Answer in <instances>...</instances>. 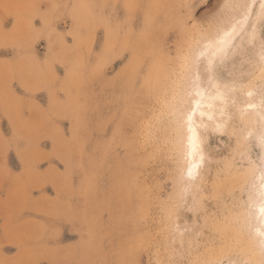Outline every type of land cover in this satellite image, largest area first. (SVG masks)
I'll return each mask as SVG.
<instances>
[{
    "label": "rangeland",
    "instance_id": "obj_1",
    "mask_svg": "<svg viewBox=\"0 0 264 264\" xmlns=\"http://www.w3.org/2000/svg\"><path fill=\"white\" fill-rule=\"evenodd\" d=\"M245 2L0 0V264H200L240 237L247 157L235 147L254 115L230 117L259 44L237 40L217 61L216 82L236 90L226 107L208 99L217 112L204 104L220 117L198 127L194 179L172 106L189 45Z\"/></svg>",
    "mask_w": 264,
    "mask_h": 264
},
{
    "label": "snow or ice",
    "instance_id": "obj_2",
    "mask_svg": "<svg viewBox=\"0 0 264 264\" xmlns=\"http://www.w3.org/2000/svg\"><path fill=\"white\" fill-rule=\"evenodd\" d=\"M257 0H247L239 5L240 15L233 23L214 37L202 36L194 39L189 45L187 53L180 64L178 82L175 85L173 113L180 126L181 135L187 129V144L185 156L188 161L187 174L194 179L201 164L204 162L202 141L197 128L209 126L203 121L198 126L194 117L197 112L205 115L204 103L206 99L219 100L222 105H227L229 93L235 91L236 82L232 87L221 85L217 81V61H225L234 52H239L236 41L246 44L249 51L256 49L259 44L258 59L249 56L247 63L253 65L246 84L240 83V92L246 93L248 99L239 107L233 101L232 108L236 112L231 119L239 117L241 123L249 120L255 114L258 119L252 121L253 127L248 128L247 136H237L236 152L241 157H247V165L237 162L241 171L238 177L242 188L247 191L248 199L241 205L242 211L238 216L243 218L245 229L235 242L226 248H221L219 253L211 259H204L200 264H264V0H259V14L256 15ZM256 15V22L252 17ZM257 23L260 28L257 35ZM207 80V84H205ZM214 90V95H213ZM259 99V103H257ZM209 108L213 105L209 104ZM223 115V108L221 109ZM209 120L213 117L209 115ZM258 125L259 131H256ZM227 129V122L217 123L213 129L223 134ZM231 147V145H229ZM258 149L259 151H256ZM199 157V161L196 160ZM167 264H184L183 261H168Z\"/></svg>",
    "mask_w": 264,
    "mask_h": 264
},
{
    "label": "bare ground",
    "instance_id": "obj_3",
    "mask_svg": "<svg viewBox=\"0 0 264 264\" xmlns=\"http://www.w3.org/2000/svg\"><path fill=\"white\" fill-rule=\"evenodd\" d=\"M246 1H247V0H246ZM239 3H240V2H239ZM235 4H236V3H235ZM237 7H238V6H237ZM31 10H32V9H31ZM235 10H236V9H235ZM238 10H239V9H238ZM233 22H234V21H233ZM226 27H227V26H226ZM222 29H223V28H222ZM224 29H225V27H224ZM219 31H220V30H219ZM221 31H222V30H221ZM216 33H217V32H216ZM142 38H143V37H142ZM147 40H148V39H147ZM151 41H152V39H151ZM255 53H256V52H255ZM173 68H174V67H173ZM175 68H176V67H175ZM153 72H154V70H153ZM153 74H154V73H153ZM175 75H176V74H175ZM245 76H246V75H245ZM144 79H145V81L148 80L147 77H145ZM175 82H176V81H175ZM173 83H174V82H173ZM229 83H230V82H229ZM220 84H221V83H220ZM221 85H222V84H221ZM224 85H225V84H224ZM229 85H230V84H229ZM229 85H228V86H229ZM235 85H236V84H235ZM213 93H214V91H213ZM214 94H215V93H214ZM214 94H213V95H214ZM232 99H233V98H232ZM206 100H207V102H206ZM206 100H205V103H204V104L207 103L206 106L208 107V104L210 103V100H208V99H206ZM208 101H209V103H208ZM213 101H214V100H213ZM213 101H212V102H213ZM218 101H219V100H218ZM231 101H232V100H231ZM233 101H234V100H233ZM258 101H259V100H258ZM258 101H257V103H259ZM165 102H166V101H165ZM212 102H211V104H213ZM215 102H216V100H215ZM219 102H220V101H219ZM216 103H217V102H216ZM214 104H215V103H214ZM214 104H213V105H214ZM217 104H218V103H217ZM219 104H220V103H219ZM215 105H216V104H215ZM155 106H156V105H155ZM216 106H217V105H216ZM221 106H222V105H221ZM224 106H225V105H224ZM224 106H223V107H224ZM204 107H205V106H204ZM225 107H226V106H225ZM156 108H157V107H156ZM212 108L215 109V108H218V106H217V107H214V106H213ZM212 108H211V109H212ZM219 108H220V107H219ZM205 109H206V108H205ZM205 109H204L205 116H208V117H209L210 114H208L207 111H206ZM221 109H222V108H220V111H221ZM223 109H224V108H223ZM212 110H213V109H212ZM215 110H216V112H217V109H215ZM226 110H227V109H226ZM213 111H214V110H213ZM213 111H212V112H213ZM218 111H219V109H218ZM209 113H211V112H209ZM213 113H215V112H213ZM213 113H212L211 116H213ZM220 113H221V112H220ZM223 113H224V111H223ZM153 115H154V114H153ZM221 115H222V114H221ZM228 115H229V114H228ZM253 115H254V116H253ZM253 115H252V116H253V121H255L256 118L258 119V117H257L255 114H253ZM197 116L199 117V119H197ZM214 116H216V117H220V116H217V115H215V114H214ZM214 116H213V118H215ZM225 116H226V115H225ZM252 116H251V117H252ZM208 117H207V118H208ZM224 118H225V117H224ZM224 118H223V119H224ZM194 119H195L196 123L198 124V126L201 124V121H203V123H204V116L201 117L200 114H199V112H197V114H196V116L194 117ZM218 119H219V118H218ZM221 119H222V118H221ZM249 119H250V118H249ZM174 120H175V119H174ZM215 120H217V119L215 118ZM227 120H228V119H227ZM205 121H206V120H205ZM207 121H208V120H207ZM224 121H225V120H224ZM224 121H223V122H224ZM249 122H252V120L249 121ZM249 122H248V123H249ZM216 123H217V121H216ZM245 123H246V122H245ZM205 124H206V123H205ZM207 124H208V123H207ZM207 124H206V125H207ZM249 124H250V123H249ZM178 125H179V124H178ZM164 126H165V125H164ZM175 126H176V125H175ZM242 126H243V124H242ZM210 127H213V128H214V126H211V125H210ZM185 128H186V127H185ZM185 128H184V131H185ZM203 128H204V127H203ZM238 128H239V127H238ZM235 129H236V127H235ZM240 129H241V128H240ZM200 130H201L200 128H197L198 134L201 136V134H200L201 132H199ZM237 131H238V130H237ZM171 132H172V131H171ZM185 132H187V129H186ZM230 132H231V131H230ZM207 133H208V132H207ZM233 133H234V132H233ZM233 133H231V135H232ZM244 133H246V132L244 131ZM247 133H248V132H247ZM247 133H246V134H247ZM184 134H185V133H184ZM227 134H228V133H227ZM239 134H240V133H239ZM141 135H142V134H141ZM183 136H184V135H183ZM185 136L187 137V134H186ZM234 136H235V134H234ZM167 137H168V136H167ZM227 137H229V136H227ZM204 138H205V137H204ZM170 139H171V138H170ZM205 140H206V139H205ZM176 141H177V140H176ZM183 141H184V140H183ZM185 141H186V144H187V139H185ZM173 142H174V141H173ZM150 143H151V142H150ZM149 145H150V144H149ZM185 146H186V145H185ZM234 146H235V145H234ZM229 147H230V146H229ZM235 148H236V147H235ZM172 150H173V149H172ZM183 150H184L183 153H185V149H183ZM151 152H152V151H151ZM184 155H185V154H184ZM184 155H183V157H184ZM225 155H226V154H225ZM231 155H233V154H231ZM181 156H182V155H181ZM184 158H185V157H184ZM172 159H173V158H172ZM196 160L199 161V157H196ZM224 161H226V160H224ZM233 161H234V160H233ZM233 161H232V162H233ZM147 162H148V161H147ZM147 162H146V163H147ZM242 162H243V161H242ZM222 164H223V163H222ZM235 165H236V164H235ZM188 166H189V165H188ZM188 166H186V169H187V170H188ZM144 167H146V166H144ZM162 167H163V166H162ZM225 167H226V166H225ZM232 167H233V166H232ZM182 168H183V167H182ZM228 168H229V167H228ZM142 169H143V168H142ZM209 169H210V168H209ZM220 169H221V168H220ZM184 170H185V169H184ZM187 170H185V175H186V176H187V174H186V171H187ZM237 170H238V169H237ZM180 171H181V170H180ZM211 172H212V171H211ZM239 172H240V171H239ZM204 174H205V173H204ZM215 174H216V173H215ZM179 175H180V174H179ZM186 176H183V177H186ZM207 176H208V175H207ZM233 176H234V175H233ZM196 177H197V176H196ZM186 178H187V177H186ZM188 179H189V177H188ZM196 179H197V178H196ZM186 180H187V179H186ZM189 180H190V179H189ZM197 181H198V180H197ZM205 181H206V180H205ZM207 181H208V180H207ZM200 182H201V181H200ZM186 184H188V183H186ZM188 185H189V184H188ZM190 185H191V184H190ZM186 187H187V186H186ZM213 187H214V186H213ZM216 187H217V186H216ZM187 188H188V187H187ZM189 189H190V188H189ZM203 189H204V188H203ZM142 191H143V190H142ZM201 193H202V192H201ZM210 195H211V193H210ZM216 195H217V194H216ZM219 195H220V194H219ZM246 196H247V195H246ZM209 198H210V197H209ZM146 199H147V198H146ZM143 200H144V198H143ZM230 202H231V201H230ZM205 203H206V202H205ZM205 206H206V205H205ZM171 207H172V206H171ZM206 207H207V206H206ZM210 207H211V206H210ZM238 207H239V205H238ZM167 210H168V209H167ZM241 210H242V209H241ZM229 211H230V210H229ZM234 212H235V211H234ZM231 213H232V212H231ZM222 214H223V213H222ZM234 215H236V214H234ZM223 216H224V215H223ZM230 216H231V215H230ZM234 217H235V216H234ZM237 217L239 218V216L236 215V218H237ZM224 220H225V218H224ZM215 221H216V220H215ZM226 223H227V221H226ZM217 225H218V224H217ZM229 226H231V225H229ZM231 227H232V226H231ZM235 228H236V227H235ZM235 228H234V229H235ZM208 229H210V228H208ZM232 230H233V229H232ZM235 230H236V229H235ZM233 233H234V232H233ZM238 233H239V232H238ZM231 234H232V233H231ZM208 237H209V236H208ZM222 238H223V237H222ZM148 239H149V238H148ZM144 240H145V239H144ZM226 240H227V239H226ZM179 241H180V240H179ZM227 241H228V240H227ZM140 242H142V241H140ZM165 255H166V254H165Z\"/></svg>",
    "mask_w": 264,
    "mask_h": 264
}]
</instances>
